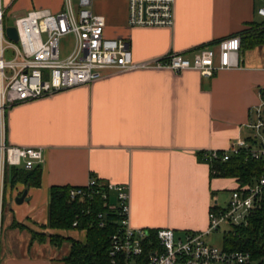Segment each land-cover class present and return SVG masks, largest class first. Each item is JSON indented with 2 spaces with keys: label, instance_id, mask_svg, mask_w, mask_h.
I'll return each instance as SVG.
<instances>
[{
  "label": "crops",
  "instance_id": "1",
  "mask_svg": "<svg viewBox=\"0 0 264 264\" xmlns=\"http://www.w3.org/2000/svg\"><path fill=\"white\" fill-rule=\"evenodd\" d=\"M1 3L6 17L65 6V0ZM262 6L261 0H176L172 28H130L128 0H95L92 10L105 17V35L127 40L134 60L146 62L172 52L191 56L249 31L264 21L257 13ZM239 63L211 78L194 70L127 71L11 107L8 143L42 148L44 155L40 186L11 182L10 202L6 190L1 264H67L71 241L85 242L86 232L47 227L50 190L84 186L91 177L129 185L135 228L205 231L219 194L239 182L211 176L204 153L249 137L247 124L264 93V45L241 47ZM33 232L65 240L41 242Z\"/></svg>",
  "mask_w": 264,
  "mask_h": 264
},
{
  "label": "built area",
  "instance_id": "2",
  "mask_svg": "<svg viewBox=\"0 0 264 264\" xmlns=\"http://www.w3.org/2000/svg\"><path fill=\"white\" fill-rule=\"evenodd\" d=\"M95 0H65L64 9H33L17 17L18 40H11L4 25L5 9L0 0V264L2 259L3 215L9 168L32 170L43 161V149L19 147L7 141V113L19 103L53 95L65 89L90 84L109 75L139 69L199 72L211 78L218 71L239 67L241 37L232 35L213 44L198 47L192 55L172 52L157 59L137 62L127 40L105 35L106 19L92 10ZM176 0H128L130 28H172ZM264 19V6L258 8ZM73 34L74 47L61 56L60 40ZM253 109L247 124L249 137L237 139L229 149L211 150L205 161H227L245 151L248 157L264 159V95ZM130 188L91 177L84 186L72 187L70 200H99L106 210L98 213L99 226L117 217V230L111 235L109 257L112 264H253L251 254L229 251L210 244L205 237L223 224L247 225L264 198V173L252 184L230 191L226 205L219 201L209 212V225L202 232L177 236L173 229L151 231L131 225ZM112 215V216H111ZM77 227V222L73 224Z\"/></svg>",
  "mask_w": 264,
  "mask_h": 264
},
{
  "label": "trees",
  "instance_id": "3",
  "mask_svg": "<svg viewBox=\"0 0 264 264\" xmlns=\"http://www.w3.org/2000/svg\"><path fill=\"white\" fill-rule=\"evenodd\" d=\"M241 35H246L241 37ZM242 47L255 48L264 45V21L257 23L249 31L241 32ZM264 95V93H263ZM211 176L235 178L240 185L254 183L264 173V159L255 160L243 151L229 160L221 159L210 162ZM12 184L23 182L31 187L41 184V169L39 166L32 170L11 168L8 172ZM69 186H54L50 190L49 221L47 227L56 230L78 229L86 232L85 242L72 240L68 256L64 259L67 264H112L109 257L111 235L117 230V217L111 215L107 226H99L98 213L106 210L104 203L97 200L88 213L90 204L86 200H70ZM77 222V227L73 224ZM61 245L65 240L60 235H47L33 232V240ZM224 249L240 250L251 254L257 264H264V198L263 203L249 218L247 225H234L224 233Z\"/></svg>",
  "mask_w": 264,
  "mask_h": 264
},
{
  "label": "rangeland",
  "instance_id": "4",
  "mask_svg": "<svg viewBox=\"0 0 264 264\" xmlns=\"http://www.w3.org/2000/svg\"><path fill=\"white\" fill-rule=\"evenodd\" d=\"M261 1H262V4L264 5V0H261ZM17 17H18L17 15H15V16L10 15L8 17L5 16V19H4L5 27L14 26L15 20ZM106 36H108V35H106ZM74 43H75V38H74L73 34H68V35L61 38L59 46H60V51H61L62 57H66L68 54L71 53V51L74 47ZM10 169L11 168H9L8 172L10 171ZM12 190L15 191V187L14 188L12 187L11 181L8 178V185H7V192H9L8 193L9 194L8 195V202H10L12 200V196H13V194H11ZM229 197H230L229 192H223V193L219 194V197H218L219 203L222 206L226 205V202L229 199ZM231 228H232V226H230L229 224H223L219 231L212 232L210 235L205 237V240L207 242H209L210 244H213L215 246L223 247L224 233L229 231ZM77 231L82 232V230H77ZM182 235H183V233H177V236H182ZM83 240H85V234H84ZM253 264H255V263H253Z\"/></svg>",
  "mask_w": 264,
  "mask_h": 264
},
{
  "label": "water",
  "instance_id": "5",
  "mask_svg": "<svg viewBox=\"0 0 264 264\" xmlns=\"http://www.w3.org/2000/svg\"><path fill=\"white\" fill-rule=\"evenodd\" d=\"M6 32L8 37L13 40V41H17L18 40V34H17V30L15 27L9 26L6 28ZM27 196V190L23 193V195L21 197H18L16 199L17 203H23V201L26 199Z\"/></svg>",
  "mask_w": 264,
  "mask_h": 264
}]
</instances>
